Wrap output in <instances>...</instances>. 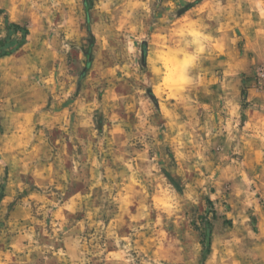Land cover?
<instances>
[{
	"label": "rangeland",
	"instance_id": "rangeland-1",
	"mask_svg": "<svg viewBox=\"0 0 264 264\" xmlns=\"http://www.w3.org/2000/svg\"><path fill=\"white\" fill-rule=\"evenodd\" d=\"M18 45L0 264H264V0H0Z\"/></svg>",
	"mask_w": 264,
	"mask_h": 264
},
{
	"label": "trees",
	"instance_id": "trees-1",
	"mask_svg": "<svg viewBox=\"0 0 264 264\" xmlns=\"http://www.w3.org/2000/svg\"><path fill=\"white\" fill-rule=\"evenodd\" d=\"M12 27H13V30L14 31H21V35L23 38H25L28 34V29L27 27L25 26H21L20 24L18 23H12ZM19 48V45L18 46H15L13 47V49L11 51H9L8 53H2L0 56H4V55H7L15 50H17Z\"/></svg>",
	"mask_w": 264,
	"mask_h": 264
}]
</instances>
